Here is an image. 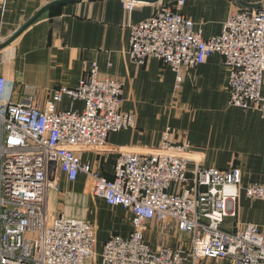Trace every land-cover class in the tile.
Here are the masks:
<instances>
[{
  "label": "built area",
  "instance_id": "built-area-1",
  "mask_svg": "<svg viewBox=\"0 0 264 264\" xmlns=\"http://www.w3.org/2000/svg\"><path fill=\"white\" fill-rule=\"evenodd\" d=\"M123 1L128 12L139 3ZM216 54L229 70L230 105L264 113V6L231 13L221 34L208 40L173 6L162 5L150 19L130 27L132 62L141 67L159 60L175 73L176 89L185 71ZM3 65L0 53V264H86L96 255L94 226L48 215L49 191L57 189L62 176L74 183L80 175L91 181L96 197L132 215L131 235L109 238L103 264H264V225L238 228L233 221L242 194L264 205V184L241 187L236 167L221 171L197 165L190 172L192 146L171 128L156 149L119 150L113 177H105L83 164L80 154L104 152L110 135L136 128V116L122 110L125 83L101 79L93 64L76 88L52 90L44 106L32 97L18 103L11 100L12 82L1 74ZM65 99L69 110L59 109ZM152 221L175 224L190 235L189 253L151 250L144 232ZM230 222L235 229L224 228Z\"/></svg>",
  "mask_w": 264,
  "mask_h": 264
},
{
  "label": "crops",
  "instance_id": "crops-1",
  "mask_svg": "<svg viewBox=\"0 0 264 264\" xmlns=\"http://www.w3.org/2000/svg\"><path fill=\"white\" fill-rule=\"evenodd\" d=\"M56 1L59 0H0V45L42 8ZM181 1L139 2L131 12L124 9L123 0L83 1L54 10L1 52L4 60L1 74L12 82L11 100L23 103L32 97L44 106L52 90L76 88L96 64L101 79L114 78L125 83L122 110L136 116V128L110 135L104 152H82L83 164L112 178L119 150L156 149L165 130L171 128L178 140L186 139L192 146L190 172L197 165L221 171L236 167L241 172V187L264 184V113L230 105L229 70L220 55L185 71L179 89L175 73L159 60L152 58L140 67L130 58L131 25L147 21L162 5L177 8L195 24L205 40L221 34L231 13L247 10L234 0H184L179 6ZM244 1L252 5L264 3V0ZM70 108L68 99L59 105L62 110ZM75 108L82 110L83 104L77 103ZM48 215L50 220L64 215L94 226L96 255L86 264H103L101 254L109 238L126 239L133 231L130 212L96 197L85 175L74 183L65 176L60 178L57 189L49 191ZM239 222L264 225V205L242 194ZM225 229L235 228L230 222ZM144 238L153 251L164 247L187 254L192 247V237L175 224L164 226L152 221Z\"/></svg>",
  "mask_w": 264,
  "mask_h": 264
},
{
  "label": "water",
  "instance_id": "water-1",
  "mask_svg": "<svg viewBox=\"0 0 264 264\" xmlns=\"http://www.w3.org/2000/svg\"><path fill=\"white\" fill-rule=\"evenodd\" d=\"M83 1H91V0H59L53 3L48 4L44 8H42L28 23L22 26L16 33L13 35L6 43L0 45V53L14 44L28 29L34 26L37 22L49 16L54 10L61 8L63 6L69 4H75ZM132 1V0H130ZM140 3H148V4H158L160 0H133ZM241 8L247 10H257L264 6V3L252 5L244 0H234Z\"/></svg>",
  "mask_w": 264,
  "mask_h": 264
},
{
  "label": "bare ground",
  "instance_id": "bare-ground-1",
  "mask_svg": "<svg viewBox=\"0 0 264 264\" xmlns=\"http://www.w3.org/2000/svg\"><path fill=\"white\" fill-rule=\"evenodd\" d=\"M250 11V10H249ZM166 38H169L171 37V35H165ZM234 221V224L236 223L238 228H243V227H246V226H249V225H242L240 222H239V209H238V217L236 219L233 220ZM253 226V225H251ZM224 228H226V224H224ZM124 239V238H123ZM96 254V252H95ZM129 264H134V262H131Z\"/></svg>",
  "mask_w": 264,
  "mask_h": 264
},
{
  "label": "trees",
  "instance_id": "trees-1",
  "mask_svg": "<svg viewBox=\"0 0 264 264\" xmlns=\"http://www.w3.org/2000/svg\"><path fill=\"white\" fill-rule=\"evenodd\" d=\"M53 13V12H52Z\"/></svg>",
  "mask_w": 264,
  "mask_h": 264
}]
</instances>
